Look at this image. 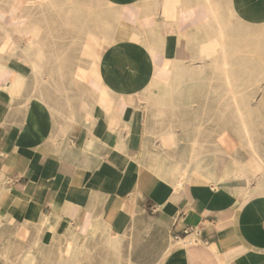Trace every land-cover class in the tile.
<instances>
[{
  "label": "crops",
  "instance_id": "1",
  "mask_svg": "<svg viewBox=\"0 0 264 264\" xmlns=\"http://www.w3.org/2000/svg\"><path fill=\"white\" fill-rule=\"evenodd\" d=\"M100 2L106 9L104 14L97 10L95 22L89 26L82 20L76 31L63 33L53 27L42 31V0H0L3 24L11 29L10 20L17 18L38 28L35 46L29 48L24 38L13 35L15 46L8 51L18 55L0 62V240L8 238L12 220L14 226L31 228L29 239L39 243L42 258H52L58 244L73 243L75 260L78 248L87 250L81 243L93 237L107 238L100 241L114 249L122 239L114 228L130 210L131 232L123 236L127 259L138 212L170 233L196 228L207 241L169 264H264V134L252 133L253 152L234 117L239 112L232 97L243 115L264 114L259 112L264 108L245 103L249 96L243 90L235 95L226 89L215 69L217 59L202 58V46H218L214 12L202 0ZM215 2L230 25L249 29L250 22L255 28L264 20L258 0ZM66 18L85 19L74 12ZM233 33L229 30L231 38ZM75 34L76 44L68 42ZM47 35L50 41H44ZM59 35L66 42L56 41ZM237 36L242 40V31ZM0 45L6 49L4 42ZM247 45H227L233 85L245 81L234 75V65L241 66L243 58L233 54ZM22 50L29 56L45 53L46 62L39 64L45 68L44 82ZM56 51L67 53H51ZM219 83L224 87L219 89ZM223 91L227 105L219 108ZM170 130L176 139L169 138ZM183 131L194 133L189 138ZM201 131L210 132L204 153ZM197 135L193 164L200 165L180 181ZM254 159L261 164L256 170ZM94 230L105 234L92 235ZM69 249L61 264H68Z\"/></svg>",
  "mask_w": 264,
  "mask_h": 264
},
{
  "label": "rangeland",
  "instance_id": "2",
  "mask_svg": "<svg viewBox=\"0 0 264 264\" xmlns=\"http://www.w3.org/2000/svg\"><path fill=\"white\" fill-rule=\"evenodd\" d=\"M47 4H44V3ZM71 2V3H68ZM219 5V4H218ZM257 5L260 8H264V0H258ZM33 9V6L31 10ZM42 10V19L39 21L41 22L42 31L43 32H49V28L53 27L54 30H58L59 32H66V29H72L74 28L76 31V28L81 26V21L83 20L86 25L89 24L92 21L95 22L96 16H97V10L104 11L106 8L105 6L99 1L96 0H42V6L41 8H38ZM68 15H71V13L74 12V14H80L85 19L76 20L75 18L71 20V18H68L67 20V13ZM104 14V12L102 13ZM56 16V18H50L48 16ZM88 17V18H86ZM218 17L220 20V14L218 13ZM227 19L230 18L227 16ZM30 21H33V18L30 19ZM224 21V20H222ZM225 22V21H224ZM73 23V24H72ZM226 23V22H225ZM251 26L249 29L246 26H241L237 23H232L231 25L229 23H226L228 27V31L232 30L234 33L233 42L237 41H243V43H248L247 47L243 51H235L234 56L235 58H239L243 60V64L241 66H238L235 64L234 69V75H243L245 77V81L243 83H237L234 82V91L236 95V91L238 89H241L244 91L245 96H249V98L245 99L244 102L248 101L249 105L251 107H256L258 104V107L264 108V43H262V39L264 40V20L259 21L257 24V27H253L254 24L250 22ZM36 31H38V28H36ZM243 34V39L239 38L237 36V32H241ZM240 34V33H239ZM45 38V36H43ZM49 35H47V40L44 41H50L48 39ZM56 41H65V36H57ZM88 38V37H87ZM239 38V39H237ZM68 42H73V44H76L77 37L75 34V38L73 41L71 39L67 40ZM261 41V42H260ZM203 43H205L204 40H202ZM260 43V44H259ZM211 45H204L201 49V54L203 57L211 58L215 57L216 59H220L219 55V48L221 45L218 43L217 48L210 47ZM211 48V49H210ZM234 49H237L236 45L234 46ZM46 53H50L47 51ZM56 54H66L67 52H51ZM75 56H77V52H73ZM85 55L86 53L83 52ZM217 68V66H216ZM49 69V68H47ZM251 69V70H249ZM249 70V71H248ZM219 73V72H218ZM220 74V73H219ZM220 77V76H219ZM224 80V86H226V80L224 76L222 75ZM46 79L50 80L51 76H48ZM219 89L223 86V83L218 84ZM239 86V88H237ZM223 95L222 98H219L217 100L218 107L219 108H225L227 105V99L225 97V92L219 94ZM234 101H237L236 97H232V103ZM242 100L240 99V102ZM234 106V104H233ZM241 106V103H240ZM235 107V106H234ZM239 104L237 101V107L236 111L239 112L237 115H235V119L237 118L238 121V115L241 114V111L238 109ZM258 111H251L250 115V126L254 132H261L264 134V114H258L253 113ZM259 112H264L259 111ZM220 117V116H218ZM185 118H188V116H185ZM255 124V125H254ZM257 128V129H256ZM256 129V131H255ZM184 132V131H183ZM187 136H190L194 133V131H185L184 132ZM201 133L202 135V151L204 153V150H209V147L207 146L204 148V145H208L210 142V132L207 131H201L198 132V135ZM225 133H222L217 137V144L222 143L221 138L223 137ZM188 138H186L187 140ZM212 141V140H211ZM181 142V141H180ZM189 142V141H188ZM213 142V141H212ZM198 164H194L191 167H195ZM132 213V211L129 210V212L125 215L124 218L121 219V224L119 226H116L114 229L116 232L120 233L121 241L119 243H116V247L112 250H108L105 246L106 241H100V240H106L107 238L98 239L96 237H93L91 239V242H84L81 244H84L87 248V250L83 249V247L78 248L77 255L75 257V261L73 264H127V252H126V238L123 236H126L128 233L131 232V229H129V215ZM136 217L138 218V221L136 223V235L134 239V246L131 253V264H158L160 261V254L162 249L168 245L169 242L172 244L175 243L177 240L175 239V236L177 234L170 233V229H164L161 227L155 220L150 218V215L146 213H135ZM9 223L11 227L9 230L8 238L2 242L0 240V264H21V259L25 254H28V258H32L36 261V264H54L58 263L61 264L63 261V258L65 254L67 253L69 249V243L66 244H58V246H55L52 254V258H42V254L40 253V245L35 241V239H29V231L30 227H24V226H14V223L12 220H9ZM2 227V226H1ZM34 229V228H33ZM61 228H57V232L59 233ZM102 229V228H101ZM104 229V228H103ZM1 230V228H0ZM38 233V228H36ZM75 232H79V229H74ZM67 233V230L66 232ZM39 234V233H38ZM92 235H99V234H105L104 230L96 231L94 230L91 232ZM99 240V241H98ZM29 250V251H28ZM21 254V255H20ZM18 257V258H17ZM9 260L10 262H7L6 260ZM2 260V261H1ZM5 260V262L3 261ZM18 260V261H17ZM14 261V262H13ZM17 262V263H16ZM19 262V263H18Z\"/></svg>",
  "mask_w": 264,
  "mask_h": 264
},
{
  "label": "bare ground",
  "instance_id": "3",
  "mask_svg": "<svg viewBox=\"0 0 264 264\" xmlns=\"http://www.w3.org/2000/svg\"><path fill=\"white\" fill-rule=\"evenodd\" d=\"M46 1V0H45ZM96 1H99V0H96ZM157 1V0H156ZM15 2V1H14ZM202 3L204 5H207L209 8L208 9H211V12H214V15L213 16V24H214V29H215V32L217 34V40H218V43L221 45V47L219 48V55H220V59L217 58V68H216V65H215V69L221 74L224 76L225 80H226V86L225 88L228 89V90H234V85L230 82V78H231V73H232V68L230 66V59L232 57H230V52L227 50V45L231 42H233V39L231 38L230 34H229V31L227 30L228 27L226 25V23L222 20L219 19L218 17V13L219 10H220V6L218 5L217 2H215V0H202ZM18 4V3H17ZM19 5V4H18ZM16 7V9L18 8V10L20 9L19 7ZM12 6H13V3H12ZM20 6V5H19ZM14 7V6H13ZM27 7V6H26ZM24 7V8H26ZM10 9H12L10 7ZM140 9V8H139ZM2 10V9H1ZM141 10V9H140ZM16 11V10H14ZM1 12V11H0ZM180 12V10H179ZM212 14V13H211ZM19 18V17H18ZM22 19V18H21ZM19 19L17 18H14L12 20H10L11 22H13V26H11V29L9 28L10 26L9 25H6V24H3V22H1L0 20V42H4L6 44V49L5 50H0V62H8L9 60H11L10 58L12 57H16L18 55V52L17 51H8V48H14L13 46V35H16L17 37H21V38H24V42L26 43V48L32 46L34 43V41H36L35 39L37 38V32L36 31V28L37 26H35L33 23H29V24H25L23 21H18ZM211 21V20H209ZM212 23V22H211ZM9 26V27H8ZM24 32V33H22ZM214 32V31H213ZM39 34V33H38ZM263 44L264 43V40L262 39L261 40ZM260 41V42H261ZM32 44V45H31ZM260 44V43H259ZM1 46V45H0ZM35 46V45H33ZM2 47V46H1ZM0 47V48H1ZM5 47V46H3ZM17 48V47H16ZM39 48V47H38ZM3 49V48H2ZM21 54L23 53L24 56L26 57V60H27V63L30 65V68L32 70V72L37 76L39 77V80H41L42 82H44V67L43 66H40L41 64H43L44 62H46L45 60L47 59V56L45 55V53L43 51H37L35 52L34 55L32 56H29V51L28 50H25V51H21L20 52ZM232 54V53H231ZM234 55V54H233ZM5 56V57H3ZM83 56V55H82ZM87 56V54H86ZM203 58V56H202ZM193 62V61H192ZM40 64V65H39ZM202 66V65H201ZM83 69V68H82ZM214 69V70H215ZM5 70H8V68H6ZM177 70V69H176ZM251 70V69H249ZM248 70V71H249ZM202 71H204L202 69ZM252 71V70H251ZM19 72V71H18ZM21 72V71H20ZM80 72V71H79ZM58 73L61 75V68L59 67L58 68ZM81 73V72H80ZM10 74V73H9ZM13 74V76L16 75V73H11ZM23 74V73H22ZM21 74V75H22ZM5 75V74H4ZM25 75V74H24ZM79 76V75H78ZM25 78V77H24ZM47 80V79H46ZM10 84V83H9ZM39 84V83H38ZM155 86V85H154ZM11 88V87H10ZM85 88V87H84ZM7 89V88H6ZM239 91V90H237ZM98 96V95H97ZM100 103L102 106H105L107 104V99H104L102 98L100 100ZM234 106L237 107V101H234ZM258 107V104L257 106ZM252 108V107H251ZM245 109V107H244ZM250 118L251 116L249 115H243V114H239L238 115V121H239V128L241 130V134L242 136L244 137V139H246L249 147L251 150L252 149V131H251V122H250ZM75 119V116H70V120L71 121H74ZM255 125V124H254ZM172 126L170 125L169 128H171ZM257 129V128H256ZM256 131V130H255ZM258 131V130H257ZM169 138L170 139H173L175 138L176 139V136L174 135L173 131H169ZM255 134V133H254ZM50 138V137H49ZM193 139V147L189 148V151H188V161L184 164V168L183 170H181L180 174H179V180L182 181L186 178V176L188 175L189 170L192 168L191 166L194 165L193 164V160H194V155L196 153V146H194V144H197V139H198V135L196 137H192ZM258 140V139H257ZM256 141V140H255ZM245 142V143H246ZM260 143V142H259ZM260 146V145H259ZM258 146V149L260 148ZM245 148V147H244ZM170 149H177L176 147L174 148H170ZM261 149V148H260ZM259 149V150H260ZM245 150V149H244ZM263 150V149H262ZM246 151V150H245ZM254 152V150H253ZM251 153V151H250ZM218 155V154H217ZM256 156V154H254ZM248 156V155H247ZM249 157V156H248ZM249 159V158H248ZM198 160V159H197ZM240 162V161H239ZM183 164V163H182ZM180 165V164H179ZM242 165V164H241ZM261 165V164H260ZM260 165L258 164L257 160H252L251 161V166L256 170L260 167ZM240 167V166H239ZM243 167V166H242ZM180 169V168H179ZM204 173V172H203ZM263 173V172H262ZM178 174V173H177ZM192 174V173H191ZM261 174V173H260ZM215 175V174H214ZM250 176V175H249ZM178 178V177H177ZM189 179V177H187ZM207 181V180H206ZM213 183V182H212ZM211 183V184H212ZM194 188V187H193ZM261 191V190H260ZM138 221V220H137ZM0 228H1V222H0ZM190 241V240H189ZM188 240H185L184 242L187 243L189 242ZM183 242L181 241H176L175 243H171L169 242L168 245H166L162 251H161V254H160V261L158 262V264H169L171 262V260L173 259V257H176V256H180V254H183L184 251L187 249V248H191L192 246H194L193 243H189V244H185L183 245L182 244ZM198 244V243H197ZM133 246H134V243L133 242H129L128 243V247H127V251L129 252V256H131V253H132V249H133ZM74 247H75V244L73 243H69V254L67 255L65 261L68 263V264H73L74 263V258H73V255H74ZM21 255V254H20ZM26 255L25 254L22 259H21V264H36V261L32 258H26ZM2 257V256H0ZM18 258V257H17ZM130 259H127V264H131L130 262ZM2 261V260H1ZM5 262V260H3ZM7 262H10L8 259L6 260ZM18 261V260H17ZM14 262V261H13ZM17 263V262H16ZM19 263V262H18ZM11 264H13L11 262Z\"/></svg>",
  "mask_w": 264,
  "mask_h": 264
},
{
  "label": "built area",
  "instance_id": "4",
  "mask_svg": "<svg viewBox=\"0 0 264 264\" xmlns=\"http://www.w3.org/2000/svg\"><path fill=\"white\" fill-rule=\"evenodd\" d=\"M187 237H190V241L185 243V239ZM175 239L177 241H181L183 242L182 244L185 245V244H196L198 242L200 243H204L206 244L207 241L205 239L202 238L201 236V232L199 230H197L196 228H185L183 229L180 233H177V235L175 236Z\"/></svg>",
  "mask_w": 264,
  "mask_h": 264
}]
</instances>
